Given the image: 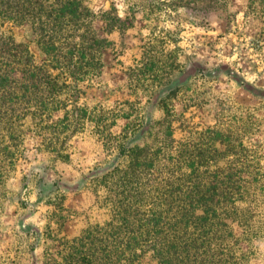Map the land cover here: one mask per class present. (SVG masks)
I'll return each mask as SVG.
<instances>
[{
  "label": "trees",
  "instance_id": "16d2710c",
  "mask_svg": "<svg viewBox=\"0 0 264 264\" xmlns=\"http://www.w3.org/2000/svg\"><path fill=\"white\" fill-rule=\"evenodd\" d=\"M227 1L145 0L141 7L146 20L157 23L152 16L167 9L222 15ZM246 3L245 15L264 16V0ZM98 17L87 0H0V26L26 29L41 55L36 61L26 43L0 32V186L14 170L26 133L39 151L66 161L69 141L90 127L121 158L98 181L109 220L85 229L45 264H139L146 254L157 264H243L234 226H241L238 204L251 197L257 180L240 163L243 149L232 133L207 129L196 142L173 146L165 101L175 91L160 100L165 116L148 126L141 145L128 144L132 123L113 135L117 114L78 104L80 85L100 76L103 53L112 46L95 27ZM104 18L110 29L125 24ZM165 36L174 41L171 33ZM165 43L154 38L147 44L127 74L128 89L170 84L176 50Z\"/></svg>",
  "mask_w": 264,
  "mask_h": 264
},
{
  "label": "rangeland",
  "instance_id": "374dc122",
  "mask_svg": "<svg viewBox=\"0 0 264 264\" xmlns=\"http://www.w3.org/2000/svg\"><path fill=\"white\" fill-rule=\"evenodd\" d=\"M227 2L222 15L167 9L154 14L159 19L152 23L144 17L145 0H87L99 16L95 27L112 46L103 53L100 76L80 85L78 104L117 114L113 135L132 123L128 144L141 145L148 126L165 116L160 100L175 91L165 101L173 146L196 142V134L207 129L232 133L243 149L240 163L250 166L248 175L257 180L251 197L238 204L243 219L234 233L242 263L264 264V16L245 15L246 0ZM104 14L125 24L110 29ZM0 32L26 43L36 61L41 59L26 29L5 24ZM165 32L174 41H167ZM154 38L176 50L177 69L169 85L134 93L127 74ZM26 136L14 170L0 186V264H45L85 229L107 222L106 192L98 181L121 162L90 127L69 141L66 161L39 151L38 141ZM139 264L157 263L146 254Z\"/></svg>",
  "mask_w": 264,
  "mask_h": 264
}]
</instances>
